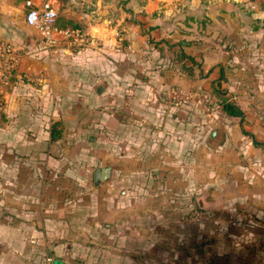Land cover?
Returning <instances> with one entry per match:
<instances>
[{"label":"crops","instance_id":"crops-1","mask_svg":"<svg viewBox=\"0 0 264 264\" xmlns=\"http://www.w3.org/2000/svg\"><path fill=\"white\" fill-rule=\"evenodd\" d=\"M41 1L0 0V38L27 49L0 109V264H264L263 239L216 254L212 225L185 217L242 196L264 206V0H213L196 44L187 0H52L57 25L99 39L52 48L24 18ZM181 51L228 69L242 115L224 113L213 144L199 97L175 110L161 95L205 80Z\"/></svg>","mask_w":264,"mask_h":264},{"label":"rangeland","instance_id":"rangeland-1","mask_svg":"<svg viewBox=\"0 0 264 264\" xmlns=\"http://www.w3.org/2000/svg\"><path fill=\"white\" fill-rule=\"evenodd\" d=\"M187 1H188L187 4H185L186 6L181 5L179 12L182 14V17L185 18L184 19L185 22L189 25V31L191 32L190 39L193 42L195 41V44H196L197 41L201 39L199 38L201 34H203L201 30H199L201 26L205 29V31L213 30V24L209 21V17H208V14L209 15L213 14V0H187ZM188 4H189V7H188ZM204 9H205V13L203 12ZM188 20L190 21L188 22ZM119 34L123 39V35L120 32ZM208 36H207V40L209 39L208 42L212 43L211 35L209 36V38ZM160 41L161 40H158V42ZM167 49L171 51V53H169L168 57L165 56L166 58L165 57L164 58L168 59L171 63H180V61L173 58L175 56L174 54L177 51L176 46L171 47L168 44ZM193 56L195 57L194 62H192L190 59L185 60V61H188L186 62L187 65L193 68L196 78L205 77V80L202 83V85H199L193 88H188V89H191L197 92L196 97L197 98L199 97L198 99H200L201 105H202L201 115H203L202 118L204 120V124L211 123L212 125L211 127L213 128H215L216 126L224 125L225 124L224 118L222 119V117H224V113L220 109L221 107H220V104L218 103L219 97L215 93L214 87L216 88L217 86L216 81H218L219 79H222L221 81L222 86L227 88L226 89L227 92L226 91L223 92L221 90L223 97H227L228 100L234 102L233 101L234 99L230 98L232 97L231 95L235 93V91L233 92L229 90V79H228L229 72L227 71L228 69L224 67L222 70L214 69V67L208 68L207 66L198 67L199 65L197 66L196 64H201L200 63L201 56L198 54L193 55ZM221 74L223 76L219 78ZM170 85H178V84H170ZM196 97L194 98L196 99ZM192 103L193 102H189L186 105L178 106V107H175L174 109L175 110L191 109L188 107L189 105L191 106ZM181 119L185 121L184 118H181ZM208 133L209 132H207V134ZM238 156L239 158H242V160H244L245 158L244 153L238 154ZM235 199L236 201L233 205L237 206L236 209H228V208L227 209H198V210L203 211V217L199 223L203 225L204 224L212 225L211 226L212 229L209 231V234L204 239V242L206 244H211L213 242H216V247H215L216 254L217 253H220V255L229 254V247L231 246L230 238H232V240H234V238L239 239L236 243L237 246L232 244V247L235 249V251L237 250L238 253L240 252V249L249 250V251L251 250L252 252L253 248L256 249V246L254 245L258 244L259 240H262V239L264 240V206H260L258 209H252L250 206L251 203L249 201L251 199L246 198L245 196L235 198ZM158 205H160V203ZM194 210H197V209H191L189 214L185 215V217L187 218L190 217V215L192 214ZM209 235L211 236L209 237ZM221 244H225V246L222 247V249L219 251L218 249H220L219 246ZM258 246L260 247V245ZM206 250L207 249H205L204 253L208 256H210L211 254H215L214 252H211L210 250L209 251H206ZM256 253H261V250H258ZM257 255H260V254H257ZM212 262H213V259L211 261H208V260L202 261L200 264H215L214 262L213 263ZM220 264H230V263L228 259L227 260L222 259Z\"/></svg>","mask_w":264,"mask_h":264},{"label":"built area","instance_id":"built-area-1","mask_svg":"<svg viewBox=\"0 0 264 264\" xmlns=\"http://www.w3.org/2000/svg\"><path fill=\"white\" fill-rule=\"evenodd\" d=\"M57 10L52 0H42L37 6H30L25 12L24 18L27 24L37 28L39 39L36 44L45 48L57 46H96L98 37L90 31L78 27H60L56 24ZM119 38L122 39L120 34ZM26 47L17 45L7 39L0 38V109L5 104V89L8 85L20 57L26 51ZM166 104L178 107L188 104L196 95L194 90L180 85H167L161 91ZM3 190L0 188V197ZM203 212L194 210L191 218L201 220Z\"/></svg>","mask_w":264,"mask_h":264},{"label":"trees","instance_id":"trees-1","mask_svg":"<svg viewBox=\"0 0 264 264\" xmlns=\"http://www.w3.org/2000/svg\"><path fill=\"white\" fill-rule=\"evenodd\" d=\"M60 27H62V26H60ZM69 27L75 28L78 26L73 24V23H69ZM78 28H80V27H78ZM176 57L179 59H183L186 57L187 59H190L192 62H194V59H195L192 54L185 53L184 51H181V53L178 52ZM196 65L197 66L199 65L198 67H200V64H196ZM182 67H183L184 71L187 72L188 74H190V75L194 74L193 68L190 67L189 65H187L186 62L182 63ZM222 76L223 75L221 74V76L219 78H221ZM216 84H217V86H216V88L214 87V91L219 97L218 103L220 104L221 111L223 113H225L226 115H229V116H241L242 110L234 102L228 100L227 97H223L221 90L223 92H225L227 88L222 86L221 79L216 81ZM222 88H224V89H222Z\"/></svg>","mask_w":264,"mask_h":264},{"label":"water","instance_id":"water-1","mask_svg":"<svg viewBox=\"0 0 264 264\" xmlns=\"http://www.w3.org/2000/svg\"><path fill=\"white\" fill-rule=\"evenodd\" d=\"M222 128L221 127H215L211 133V137L209 138V143L213 144L215 140L220 138ZM99 168L96 169V177H98Z\"/></svg>","mask_w":264,"mask_h":264}]
</instances>
